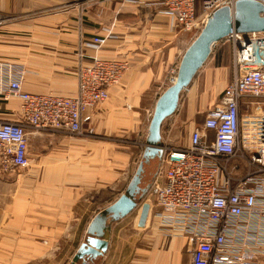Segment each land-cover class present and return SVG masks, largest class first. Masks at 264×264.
Segmentation results:
<instances>
[{
    "label": "crops",
    "instance_id": "1",
    "mask_svg": "<svg viewBox=\"0 0 264 264\" xmlns=\"http://www.w3.org/2000/svg\"><path fill=\"white\" fill-rule=\"evenodd\" d=\"M9 1L0 2V59L23 67L22 91L74 97L79 63L94 56L128 63L107 100L86 110L82 134L29 135V164L6 199L0 264H64L87 237L95 215L126 188L129 169L121 159L122 142L143 135L145 144L146 115L166 89L167 71L177 67L195 34L173 24L162 6L144 0H102L85 12L71 5L72 0H25L15 9ZM94 35L106 37L96 51L86 44ZM196 84L193 78L186 88V129L201 104ZM18 112L17 99L0 100V120L15 121ZM163 125L161 145H177L173 133L178 121L166 136ZM102 158L111 161V168L95 181V164ZM145 200L150 213L156 210L154 197ZM140 205L133 220L128 214L111 223L106 251L88 264H190L184 237L165 235L149 211L144 225H138ZM80 222L85 224L79 234ZM258 260L264 264V254Z\"/></svg>",
    "mask_w": 264,
    "mask_h": 264
},
{
    "label": "built area",
    "instance_id": "2",
    "mask_svg": "<svg viewBox=\"0 0 264 264\" xmlns=\"http://www.w3.org/2000/svg\"><path fill=\"white\" fill-rule=\"evenodd\" d=\"M102 0H72L79 10ZM184 31L200 30L224 6L238 0H144ZM264 6V0H253ZM106 37L86 43L95 51ZM231 79L184 145H162L151 184L154 210L165 235L184 237L190 264H261L264 254V32L232 31ZM128 63L92 57L75 70L74 97L22 91L24 69L0 59V100L15 98V121L0 120V177L29 164V135L67 131L82 134L86 110L104 102ZM177 67L171 69L170 82ZM186 89H183L184 91ZM152 116V112L149 115ZM151 119V118H150ZM145 146V145H144Z\"/></svg>",
    "mask_w": 264,
    "mask_h": 264
},
{
    "label": "water",
    "instance_id": "3",
    "mask_svg": "<svg viewBox=\"0 0 264 264\" xmlns=\"http://www.w3.org/2000/svg\"><path fill=\"white\" fill-rule=\"evenodd\" d=\"M232 31L238 33L264 32V6L253 0H238L233 11L224 6L215 10L206 20L198 34L190 42L179 61L174 82L157 98L148 125L142 160L123 193L109 206L101 210L87 228V238L82 242L70 264H87L102 256L107 248V239L112 222L128 215L146 195L148 188L139 190L143 163L159 159L162 153L161 126L163 121L177 109L179 96L186 89L198 70L209 57L213 45ZM138 225L143 226L149 204L143 202Z\"/></svg>",
    "mask_w": 264,
    "mask_h": 264
},
{
    "label": "rangeland",
    "instance_id": "4",
    "mask_svg": "<svg viewBox=\"0 0 264 264\" xmlns=\"http://www.w3.org/2000/svg\"><path fill=\"white\" fill-rule=\"evenodd\" d=\"M7 0H0L1 3L5 2ZM25 0H10L8 2V5H10L12 8L18 7L21 3ZM86 8V7H85ZM85 8H83V11L85 12ZM200 30H197L196 35L198 34ZM195 34V32H194ZM179 64V63H178ZM178 67V65H177ZM217 68V69H216ZM175 69V68H171ZM171 69L167 71L166 75V82H165V88L170 86L172 83L170 82L171 79ZM231 72H232V65H231V44L229 41L226 39H222L218 42H216L211 50V53L205 63L202 65V67L198 70L196 73L194 80H197V95L201 98V104L199 108L197 109V113L194 115V117L187 122L188 124V129L185 128V123L182 122V119L184 118V111H185V106L187 103V97H188V91L187 87L186 90L182 91L180 96H179V102L176 111L169 117H167L163 122V131H164V136L168 135V131L170 128V125L173 124L174 122L178 121V125L174 130L173 136H175V140L178 143L177 145L174 146H180L184 145L187 142V134L189 133V129L192 128L193 126H196L197 124L201 123L204 117L205 112L208 110V108L212 107L214 102H212L213 98L220 93L222 88L225 86L226 83H228L231 79ZM153 112V109L150 110L149 113H147L146 117V123L145 127H148L149 121H150V113ZM148 129V128H147ZM186 129V130H185ZM122 148L120 149V153H123L124 155H121V159L123 161H126V167L129 169L127 171L126 175V186L130 182L132 176L134 175L139 163L142 160V151L144 148V143H143V135L139 139L138 137H132L129 139H124L122 142ZM119 151V150H117ZM111 160H117L115 157L110 158ZM105 162V163H104ZM111 161L105 158H102L99 160L98 163L95 164V168L98 169V174L95 173V181L99 180L97 176L100 177L102 173L105 171H108L111 166ZM153 167L152 169L150 167L145 169L144 176L142 178V186L144 185L143 183L145 180L149 177L156 174V162H153ZM145 168V167H144ZM102 172V173H101ZM21 173L18 174H7L3 177H0V229L2 228V224H4L5 219H7V207H6V199L7 197L12 196V191L13 188L12 186L15 183L20 184L21 182ZM153 177V179H154ZM153 181V180H152ZM125 190L122 189L121 193H123ZM114 196H105V198L111 199ZM153 198V189L150 187L148 188V191L146 195L143 197L142 201H147ZM94 207H98L99 204L96 202V198L94 201ZM148 203V202H147ZM140 205V203L129 213V220H133L134 217L137 214V207ZM101 207V206H100ZM154 209H151V213L149 211V215H153ZM151 215V216H152ZM81 226H79V234L82 233V230L84 228L85 222H80ZM73 227H76L74 225ZM87 237L84 238V241ZM83 241V242H84ZM74 244V247L75 248ZM65 254V252H63ZM80 263V262H79ZM77 263V264H79ZM64 264H70V262Z\"/></svg>",
    "mask_w": 264,
    "mask_h": 264
},
{
    "label": "flooded vegetation",
    "instance_id": "5",
    "mask_svg": "<svg viewBox=\"0 0 264 264\" xmlns=\"http://www.w3.org/2000/svg\"><path fill=\"white\" fill-rule=\"evenodd\" d=\"M153 162H156V168L158 167V159L157 158H153V159H150L148 162H146V163H143V172L141 173V175H140V181H139V184H138V187H139V190H142V189H146V188H150V186H151V184H152V180H154L153 179V177H154V175H152V176H149L146 180H145V182L143 183L144 185L142 186V178H143V176H144V172H145V169L146 168H148V167H150L151 169H152V167H153ZM145 167V168H144ZM89 263V262H88ZM87 263V264H88Z\"/></svg>",
    "mask_w": 264,
    "mask_h": 264
}]
</instances>
